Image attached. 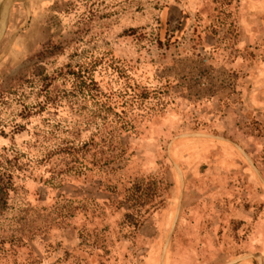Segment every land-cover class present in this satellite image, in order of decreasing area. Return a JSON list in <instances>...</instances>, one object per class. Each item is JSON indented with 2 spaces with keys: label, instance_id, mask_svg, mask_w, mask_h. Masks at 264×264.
I'll list each match as a JSON object with an SVG mask.
<instances>
[{
  "label": "rangeland",
  "instance_id": "rangeland-1",
  "mask_svg": "<svg viewBox=\"0 0 264 264\" xmlns=\"http://www.w3.org/2000/svg\"><path fill=\"white\" fill-rule=\"evenodd\" d=\"M0 264H264V0H13Z\"/></svg>",
  "mask_w": 264,
  "mask_h": 264
},
{
  "label": "trees",
  "instance_id": "trees-1",
  "mask_svg": "<svg viewBox=\"0 0 264 264\" xmlns=\"http://www.w3.org/2000/svg\"><path fill=\"white\" fill-rule=\"evenodd\" d=\"M149 184H138V186H134L133 188L137 191L136 193H134L133 196H131L130 198H128V200H132L133 203L130 207V209L132 208H135L136 210H139L141 209V207L144 205V194L141 193V192H138L140 187L141 189L144 188V187H147L148 188ZM149 190V189H147Z\"/></svg>",
  "mask_w": 264,
  "mask_h": 264
},
{
  "label": "water",
  "instance_id": "water-1",
  "mask_svg": "<svg viewBox=\"0 0 264 264\" xmlns=\"http://www.w3.org/2000/svg\"><path fill=\"white\" fill-rule=\"evenodd\" d=\"M12 1L13 0H4V2L1 4V6H0V21L4 20V13L6 12V15H7L9 5L11 4Z\"/></svg>",
  "mask_w": 264,
  "mask_h": 264
},
{
  "label": "bare ground",
  "instance_id": "bare-ground-1",
  "mask_svg": "<svg viewBox=\"0 0 264 264\" xmlns=\"http://www.w3.org/2000/svg\"><path fill=\"white\" fill-rule=\"evenodd\" d=\"M5 16H6V12L4 13V20H1V21H0V33H1L2 28H3V26H4Z\"/></svg>",
  "mask_w": 264,
  "mask_h": 264
}]
</instances>
